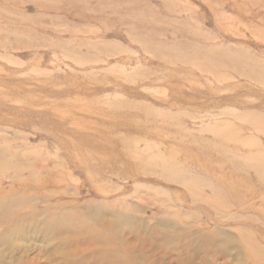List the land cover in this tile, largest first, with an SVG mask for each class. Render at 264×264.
<instances>
[{
	"label": "rangeland",
	"instance_id": "374dc122",
	"mask_svg": "<svg viewBox=\"0 0 264 264\" xmlns=\"http://www.w3.org/2000/svg\"><path fill=\"white\" fill-rule=\"evenodd\" d=\"M0 264H264V0H0Z\"/></svg>",
	"mask_w": 264,
	"mask_h": 264
}]
</instances>
